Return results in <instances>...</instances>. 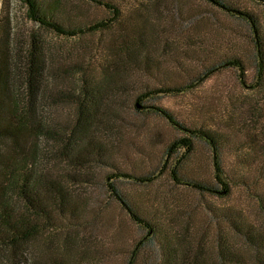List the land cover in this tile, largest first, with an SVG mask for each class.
<instances>
[{
  "label": "rangeland",
  "instance_id": "rangeland-1",
  "mask_svg": "<svg viewBox=\"0 0 264 264\" xmlns=\"http://www.w3.org/2000/svg\"><path fill=\"white\" fill-rule=\"evenodd\" d=\"M225 1L255 14L264 27V3ZM6 2L12 9L17 34L35 30L47 39L49 67L45 80L54 94L80 90L86 77L103 81L102 73L114 72L116 61L123 59L125 80L115 76L126 87L128 108L123 115L126 122L119 123L121 132L105 138L115 155L112 165H96L90 170L95 180L78 188L79 195L92 199L93 204L87 226L79 233L82 264H228L218 257L220 245L227 252H235L239 262L256 264L257 254L225 220L227 215H236V220L240 217V222L264 232V214L252 193L264 191L258 186L264 168V118L253 113L256 108L264 109V90L256 86L247 39L250 29L207 0H61V18L89 27L109 24L97 33L72 38L40 30L26 20L22 2ZM3 3L0 0V19ZM100 3L115 6L122 14L116 18ZM121 45L128 47L123 58ZM133 46L146 48L137 57L130 51ZM237 56L248 66L245 85L238 69L218 68ZM138 61L140 71L135 69ZM149 62L153 65L147 69L145 63ZM212 68H217L215 73L201 83ZM140 96L146 97L140 102L144 106L141 111L135 107ZM47 99L44 104L53 123L73 121L74 104L58 101V106L49 108L48 104L54 103ZM154 108L169 110L188 131H211L221 138L227 180L234 179L237 184L232 194H203L186 186L203 182L224 192L215 179V154L198 140L192 153L180 149L170 156L173 143L190 135L171 125ZM254 136L257 143L249 139ZM180 163L178 173L186 183L181 185L172 175ZM82 173L89 174L85 170ZM111 184L138 214L165 232L164 239L150 238L149 230L137 224L112 196ZM178 230L184 235L177 260L169 251L174 249L170 235Z\"/></svg>",
  "mask_w": 264,
  "mask_h": 264
},
{
  "label": "trees",
  "instance_id": "trees-1",
  "mask_svg": "<svg viewBox=\"0 0 264 264\" xmlns=\"http://www.w3.org/2000/svg\"><path fill=\"white\" fill-rule=\"evenodd\" d=\"M19 1L26 8L25 16L29 23L58 36L81 37L109 27L106 22L89 27L61 18V0ZM207 1L227 14L236 16L250 29L251 36H247V39L254 62L256 86L264 90V27L258 17L241 11L225 0ZM258 1L264 3V0ZM8 2L4 0L0 19V264H82L79 233L87 226V215L93 204L92 199L79 195L78 188L81 184L88 186L95 180L90 170L96 165H112L110 163L115 155L105 138L110 134L113 136L116 131L121 132L123 127L119 128V123L126 122L123 115L128 108L126 87L116 81L118 77L125 78L121 69L123 59L116 61L114 72L108 70L102 73L103 81L86 77L80 90L72 94H54L45 80L49 67L47 39L35 30L25 36L17 34L15 18ZM100 4L113 11L116 18L122 14L115 6ZM127 48L125 45L120 46L122 58L128 55ZM144 48L133 46L130 51L138 57L141 51H145ZM145 64L146 68L153 65L150 62ZM139 65L142 64L138 61L135 69L140 71ZM232 67L240 71L243 85L247 84L248 66L244 59L240 56L228 59L218 68ZM216 69L212 68L200 82L210 79ZM145 98L140 96L136 99L135 107L140 111L144 109L140 102ZM46 99L54 103L48 104L49 108L58 106V101L74 104L76 114L73 121L60 125L53 123L47 116ZM154 110L171 125L190 135L173 143L169 150L170 156L180 149H186L187 154L192 153L198 140L204 141L213 150L215 179L224 192L203 182L184 183L178 173L182 163L172 170L174 180L179 185L186 184L203 194H232L236 183L234 179L227 180L221 138L211 131H188L169 110ZM253 113L264 118L263 108H256ZM249 139L257 143L256 136ZM84 170L89 174L82 173ZM258 186L264 188V168ZM109 189L132 219L149 230L152 240L164 239L165 232L138 214L116 186L111 184ZM260 192L252 190L257 208L264 214V191ZM227 216L225 220L230 229L257 254L254 259L256 264H264V232L256 230L251 224L240 222V217L239 221L236 220V215L234 218ZM181 232L178 230L170 235L174 249L169 254L177 260L180 257L178 244L184 235ZM219 248L218 257L222 262L246 264L236 259L235 252H227L221 245ZM196 264H200V261Z\"/></svg>",
  "mask_w": 264,
  "mask_h": 264
},
{
  "label": "water",
  "instance_id": "water-1",
  "mask_svg": "<svg viewBox=\"0 0 264 264\" xmlns=\"http://www.w3.org/2000/svg\"><path fill=\"white\" fill-rule=\"evenodd\" d=\"M139 106V105H138ZM139 108H141L140 106H139Z\"/></svg>",
  "mask_w": 264,
  "mask_h": 264
}]
</instances>
